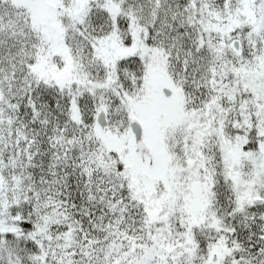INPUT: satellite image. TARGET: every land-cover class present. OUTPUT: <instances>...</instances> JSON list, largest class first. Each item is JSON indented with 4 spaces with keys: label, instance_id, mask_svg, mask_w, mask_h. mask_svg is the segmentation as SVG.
<instances>
[{
    "label": "snow or ice",
    "instance_id": "obj_1",
    "mask_svg": "<svg viewBox=\"0 0 264 264\" xmlns=\"http://www.w3.org/2000/svg\"><path fill=\"white\" fill-rule=\"evenodd\" d=\"M0 264H264V0H0Z\"/></svg>",
    "mask_w": 264,
    "mask_h": 264
}]
</instances>
